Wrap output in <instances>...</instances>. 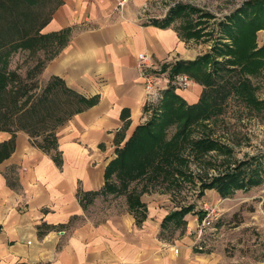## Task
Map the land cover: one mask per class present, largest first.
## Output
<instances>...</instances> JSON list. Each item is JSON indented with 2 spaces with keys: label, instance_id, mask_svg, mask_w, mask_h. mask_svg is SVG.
Masks as SVG:
<instances>
[{
  "label": "crops",
  "instance_id": "obj_1",
  "mask_svg": "<svg viewBox=\"0 0 264 264\" xmlns=\"http://www.w3.org/2000/svg\"><path fill=\"white\" fill-rule=\"evenodd\" d=\"M171 1L131 0L119 8V0H55L42 14L44 40L27 50L50 52L40 80L44 89L58 84L51 95L63 114L54 123L29 119L47 128L35 135L12 121L5 129L0 119V264H221L194 244L190 213L170 240L162 222L176 208H161L145 191L147 217L139 221L125 194L101 193L117 148L152 111L139 53L157 63L198 56L194 39L175 26L182 20L152 22L168 14ZM202 90L195 82L176 92L196 103Z\"/></svg>",
  "mask_w": 264,
  "mask_h": 264
},
{
  "label": "trees",
  "instance_id": "obj_2",
  "mask_svg": "<svg viewBox=\"0 0 264 264\" xmlns=\"http://www.w3.org/2000/svg\"><path fill=\"white\" fill-rule=\"evenodd\" d=\"M7 1L8 4H5L4 0H0V9L6 14L7 5V11L11 12L9 15L13 16L11 22H6L7 17L4 18L6 26L15 33L11 46L27 49L43 41L44 35L40 29L45 20H38L44 16L35 7L44 0ZM211 17L216 19L215 15L194 4L177 3L170 7L163 19H154L152 22L166 27L180 19L183 36L186 39H199L208 31L205 19ZM218 20L216 39L210 51L195 59H179L172 64L173 74L185 72L203 86L199 100L189 103L174 87L166 89L158 105L152 107L153 114L135 128L123 146L117 148V157L106 167L101 193L125 194L129 208L141 218L139 221L147 217V206L141 200V195L148 191L149 185H144L141 191L131 185L141 180L158 183L162 179L178 186L184 180H195L197 176L190 167L191 157L208 168L218 167V162L227 163L226 169L209 177L199 174L200 196L206 190L214 189L221 197H228L237 190H247L264 182V154L232 162L228 157L233 155V148L206 133V129L211 130V119L224 112L228 98L232 95L254 109L264 111V98L257 96V85L251 79V76L264 74V45L258 43V32L264 30V0H245ZM7 31L11 32L9 29ZM11 78V72H0V86L5 91ZM57 87L58 84H48L40 97L35 98V95L29 94L27 87L21 86L13 95H8L10 98L3 102L0 99L4 108L0 112L4 128L11 129L9 122L12 121L34 135L47 130L43 126L33 125L29 119L38 123L54 116L56 112L53 105L56 101L51 94ZM57 117L55 115V119ZM172 128L174 131L171 133ZM198 129L202 130L199 136L195 135ZM213 151L219 155L211 156ZM193 210L192 204L171 210L163 219V228L170 225L186 226L185 216ZM199 212L200 218H203L205 212Z\"/></svg>",
  "mask_w": 264,
  "mask_h": 264
},
{
  "label": "rangeland",
  "instance_id": "obj_3",
  "mask_svg": "<svg viewBox=\"0 0 264 264\" xmlns=\"http://www.w3.org/2000/svg\"><path fill=\"white\" fill-rule=\"evenodd\" d=\"M186 1L216 16V19H212L213 17L205 19V24L206 26L208 25L206 35L193 40L195 53L199 56L211 50L217 35L216 23L219 21L218 19L234 10L245 0ZM4 3L8 4V1L4 0ZM168 3L170 4V0ZM54 4L55 0H45L35 8L45 15ZM7 9L6 5L7 15L0 9V60L3 61L0 64V72L4 70L11 72L12 78L8 82L7 91L0 86V99L3 102L6 98H10L8 95H13L12 93L20 89L21 86L27 87L29 93H33L32 95L36 94L35 98H39L44 89L40 74L43 71L46 60L50 57V52L44 53L42 50L29 53L27 49L23 48L19 52V49H15L16 45L11 46L14 43L15 33L6 26L4 18L7 17L6 22H11L13 17L9 15L11 12H8ZM41 19H44V17L38 18V20ZM194 19L196 18L194 17ZM175 26L184 34L179 21L175 23ZM7 29L11 32H8ZM17 51L19 52L18 54ZM6 61L8 64H6ZM176 61L170 60V63ZM251 79L257 85V96L264 98V74L251 76ZM193 82L195 83V81ZM24 98L25 96L21 97L22 100ZM53 106L56 113L51 119H48V122L52 123L56 120L55 115L63 114L59 104L55 103ZM64 114L66 115L67 112ZM151 114H153V111H151L150 116ZM210 126L211 130H209L210 128L206 129V133L229 144L233 148V155L228 157L232 162L242 160L247 156L264 154V111L254 109L236 98V96L232 95L228 98L224 112L211 119ZM173 131L174 129L172 128L170 132L172 133ZM201 131V129L196 130L195 135L199 136ZM210 155L216 157L219 154L213 151ZM218 164V167L210 166L208 168L205 164L192 160L191 157L190 167L195 176L199 177V174H201L202 177H209L227 168V163L221 164L218 162ZM197 177L195 180H184L178 186L160 179L158 183H149V181L141 180L134 182L131 187L136 185L141 191L144 185H149L148 191L144 194L145 197L149 199L152 196H157L158 198L152 199L159 201L161 208L174 209L192 204L194 210L188 215V219L191 225L195 227V230L198 229L200 222L198 219L199 211H206V207L216 206V213L219 215L214 216L205 231L204 238L206 242H204V246H206L203 251H213L214 255L222 259L221 264H264V182L247 190H237L228 197H221L215 190H208L205 195L200 196V181ZM113 180L116 181L115 179ZM182 228L170 225L165 228L164 237L171 240L183 231Z\"/></svg>",
  "mask_w": 264,
  "mask_h": 264
},
{
  "label": "built area",
  "instance_id": "obj_4",
  "mask_svg": "<svg viewBox=\"0 0 264 264\" xmlns=\"http://www.w3.org/2000/svg\"><path fill=\"white\" fill-rule=\"evenodd\" d=\"M131 0H119L118 7L123 8ZM177 3H188L186 0H172L171 5L174 6ZM170 60L167 59L163 62L157 63L152 57L145 53H139L138 55V67L141 70V75L144 78V85L146 90V100L149 105L157 106L158 103L163 98L164 91L170 87L175 89H187L193 86L194 80L191 76L185 72L172 73V64ZM167 64V65H165ZM205 215L203 218L198 217L200 220L198 224L196 239L194 244L199 249H204L205 242V231L211 224L214 216H218L216 213L217 207H206ZM218 218V217H216ZM176 253L179 252L177 246L174 247Z\"/></svg>",
  "mask_w": 264,
  "mask_h": 264
}]
</instances>
